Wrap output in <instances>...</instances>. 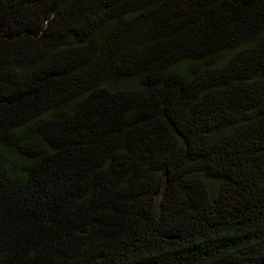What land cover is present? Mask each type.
<instances>
[{"label":"trees","instance_id":"16d2710c","mask_svg":"<svg viewBox=\"0 0 264 264\" xmlns=\"http://www.w3.org/2000/svg\"><path fill=\"white\" fill-rule=\"evenodd\" d=\"M0 264H264V0H0Z\"/></svg>","mask_w":264,"mask_h":264}]
</instances>
